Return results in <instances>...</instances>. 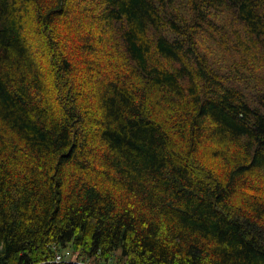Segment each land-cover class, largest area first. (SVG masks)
<instances>
[{
    "label": "trees",
    "instance_id": "obj_1",
    "mask_svg": "<svg viewBox=\"0 0 264 264\" xmlns=\"http://www.w3.org/2000/svg\"><path fill=\"white\" fill-rule=\"evenodd\" d=\"M262 143L264 0H0V264H264Z\"/></svg>",
    "mask_w": 264,
    "mask_h": 264
},
{
    "label": "built area",
    "instance_id": "obj_2",
    "mask_svg": "<svg viewBox=\"0 0 264 264\" xmlns=\"http://www.w3.org/2000/svg\"><path fill=\"white\" fill-rule=\"evenodd\" d=\"M62 260H63L62 257L58 256L57 261H62Z\"/></svg>",
    "mask_w": 264,
    "mask_h": 264
},
{
    "label": "rangeland",
    "instance_id": "obj_3",
    "mask_svg": "<svg viewBox=\"0 0 264 264\" xmlns=\"http://www.w3.org/2000/svg\"><path fill=\"white\" fill-rule=\"evenodd\" d=\"M68 251H69V252H71L70 250H67V252H66V253H69ZM68 258L70 259V258H71V256L69 255V257H68ZM70 260H71V259H70Z\"/></svg>",
    "mask_w": 264,
    "mask_h": 264
},
{
    "label": "snow or ice",
    "instance_id": "obj_4",
    "mask_svg": "<svg viewBox=\"0 0 264 264\" xmlns=\"http://www.w3.org/2000/svg\"><path fill=\"white\" fill-rule=\"evenodd\" d=\"M261 147L264 148V143L261 144Z\"/></svg>",
    "mask_w": 264,
    "mask_h": 264
}]
</instances>
